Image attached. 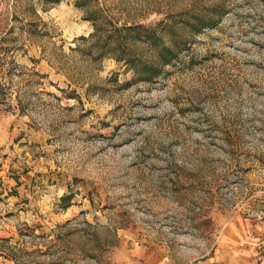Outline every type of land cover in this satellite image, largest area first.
Instances as JSON below:
<instances>
[{
  "label": "rangeland",
  "instance_id": "rangeland-1",
  "mask_svg": "<svg viewBox=\"0 0 264 264\" xmlns=\"http://www.w3.org/2000/svg\"><path fill=\"white\" fill-rule=\"evenodd\" d=\"M221 261L264 264V0H0V264Z\"/></svg>",
  "mask_w": 264,
  "mask_h": 264
},
{
  "label": "crops",
  "instance_id": "crops-1",
  "mask_svg": "<svg viewBox=\"0 0 264 264\" xmlns=\"http://www.w3.org/2000/svg\"><path fill=\"white\" fill-rule=\"evenodd\" d=\"M214 260H215V258H214ZM213 260V261H214ZM221 262H223V261H221ZM224 262H226V261H224ZM224 262L223 263H221V264H224ZM1 264H4V263H1ZM5 264H10V263H5ZM226 264V263H225Z\"/></svg>",
  "mask_w": 264,
  "mask_h": 264
},
{
  "label": "trees",
  "instance_id": "trees-1",
  "mask_svg": "<svg viewBox=\"0 0 264 264\" xmlns=\"http://www.w3.org/2000/svg\"><path fill=\"white\" fill-rule=\"evenodd\" d=\"M168 62H171V59H167Z\"/></svg>",
  "mask_w": 264,
  "mask_h": 264
}]
</instances>
